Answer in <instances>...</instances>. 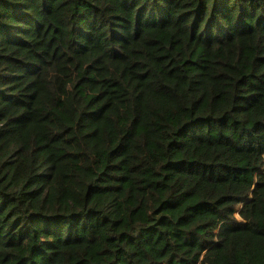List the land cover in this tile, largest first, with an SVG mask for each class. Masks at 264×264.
Masks as SVG:
<instances>
[{
  "label": "trees",
  "instance_id": "1",
  "mask_svg": "<svg viewBox=\"0 0 264 264\" xmlns=\"http://www.w3.org/2000/svg\"><path fill=\"white\" fill-rule=\"evenodd\" d=\"M0 264H264V0H0Z\"/></svg>",
  "mask_w": 264,
  "mask_h": 264
}]
</instances>
